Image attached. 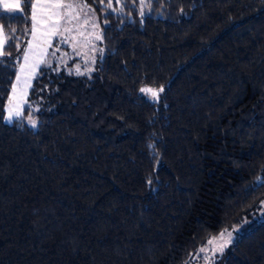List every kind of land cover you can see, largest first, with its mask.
Here are the masks:
<instances>
[{"label": "trees", "instance_id": "16d2710c", "mask_svg": "<svg viewBox=\"0 0 264 264\" xmlns=\"http://www.w3.org/2000/svg\"><path fill=\"white\" fill-rule=\"evenodd\" d=\"M86 1L104 55H49L35 129L5 121L35 0L0 13V264H190L227 229L216 264H264V0Z\"/></svg>", "mask_w": 264, "mask_h": 264}, {"label": "rangeland", "instance_id": "374dc122", "mask_svg": "<svg viewBox=\"0 0 264 264\" xmlns=\"http://www.w3.org/2000/svg\"><path fill=\"white\" fill-rule=\"evenodd\" d=\"M74 2L87 6L81 9H77L78 19H74L71 24H67L64 19L60 20L61 30H63L64 28H71V32L62 31V34L53 36L51 40V47H47L43 43V34L45 30L51 26V23L55 21L56 18L53 17L52 21H44L38 24V39L33 40L32 33H30L29 39L22 52V61L19 64L17 73V76H20V81L17 82L16 76L13 84V86L15 85L16 87L14 103H20L22 106L24 115L20 119H22L29 127L34 129L38 127V120L34 115L36 110L30 105L28 97L35 77L37 76L40 68L48 62L49 55L56 56L58 59H61L64 62L72 63V66L69 68L83 75L93 72L96 68L98 60L101 59L104 55L105 47L103 45L102 27L97 13L93 10L92 6L86 0H74ZM34 3H36V0ZM38 19L43 20V15L39 12ZM94 25L96 26L94 27ZM97 36H100L101 39H97ZM30 43L33 46L32 52L30 53V64L35 63V61L40 58V53L45 49V47L47 49V55L43 56V62L38 65L35 73L32 74L31 79L28 78L27 74H22L20 71L21 66L25 64L23 57ZM12 97L13 92L11 90L9 98ZM8 107L9 99L6 104V122H8ZM29 115L32 117V119L36 120L37 123L35 127H33L29 122ZM14 120L16 119L14 118L13 121ZM227 231L232 232V245L235 240V232L233 229H227ZM212 247L213 245L206 244L204 247H202L206 249V251L201 252L199 249L198 252L192 256L190 264H216L219 257L229 248H226L222 254L216 253L215 255H213L212 251L210 250Z\"/></svg>", "mask_w": 264, "mask_h": 264}, {"label": "snow or ice", "instance_id": "6c2138e0", "mask_svg": "<svg viewBox=\"0 0 264 264\" xmlns=\"http://www.w3.org/2000/svg\"><path fill=\"white\" fill-rule=\"evenodd\" d=\"M104 0H101L103 3ZM119 2V0H117ZM145 0H140L141 11L140 15L143 16V6ZM87 5H81L74 2V0H36V3L29 4L31 9V21H32V39L36 40L38 24L44 21H52V18L55 17V21L51 23V26L48 27L44 32V40L43 43L47 47H51V40L53 36L62 34L63 32H71V28H64L61 30L60 20L64 19L67 24H71L74 19H78L77 9H81L86 7ZM107 7L111 9L113 7L111 0H108ZM23 7L21 4V0H0V13H18L22 12ZM38 12L43 15V20L38 19ZM86 22V21H85ZM96 25H94L95 27ZM10 29V26H7ZM6 26L0 25V56L5 55L4 47L9 42V35L6 32ZM97 39H101L100 36L96 37ZM32 44H29L28 49L24 53V61L25 64L21 66V73L27 74L28 78L31 79L32 74L35 73L38 65L43 62V56L47 55V49H45L40 53V58L35 61V63H29L30 53L32 52ZM20 81V76H17V82ZM27 83V81H26ZM141 92L150 94L153 99H159V93L163 92V87L159 88V90L152 88H141ZM13 97L9 98V107H8V115L7 120L9 123L13 121V119H20L23 117L24 113L22 110V106L20 103H14L16 87L13 86L12 89ZM28 120L33 127L36 126V120L32 119L29 115ZM264 183V182H261ZM261 207L264 208V202H261ZM264 214V213H262ZM234 231H238V229H234ZM232 232L225 230V232H221L218 237H212L207 241L208 245H213L210 249L212 254L216 253L222 254L226 248H228L232 243ZM201 252L206 251V249L201 248ZM210 259V258H209Z\"/></svg>", "mask_w": 264, "mask_h": 264}]
</instances>
